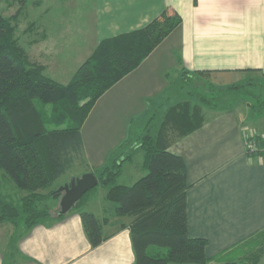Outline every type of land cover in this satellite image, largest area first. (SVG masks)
<instances>
[{
    "label": "crops",
    "instance_id": "obj_1",
    "mask_svg": "<svg viewBox=\"0 0 264 264\" xmlns=\"http://www.w3.org/2000/svg\"><path fill=\"white\" fill-rule=\"evenodd\" d=\"M70 2L74 8L89 5L92 46H51L57 62L52 61L51 67L44 63V73L63 84L103 39L140 29L164 11L181 17L180 25L92 106L80 129L87 165L84 172L106 163L127 137L132 119L141 117L182 69L216 74L228 82L251 79L264 83V0ZM235 108L213 114L168 147L186 165L188 236L204 239V254L212 260L238 256L241 250L236 247L256 235L264 244V153L250 156L246 151L248 137L264 138V111L259 113L248 105L243 111ZM137 151L141 152L134 153ZM142 156L141 152L132 179L145 174ZM132 163L133 156L123 163L118 178L130 176ZM123 183L120 185H131ZM102 188L104 203L88 196L82 207H72L60 218L51 214L19 234L10 255L0 250V264H134L130 219L105 215L104 204L109 201ZM80 211L107 219L104 232L109 237L95 247L85 235ZM259 264H264V252Z\"/></svg>",
    "mask_w": 264,
    "mask_h": 264
},
{
    "label": "trees",
    "instance_id": "obj_2",
    "mask_svg": "<svg viewBox=\"0 0 264 264\" xmlns=\"http://www.w3.org/2000/svg\"><path fill=\"white\" fill-rule=\"evenodd\" d=\"M180 23L176 12L164 11L140 29L103 39L63 84L48 77L41 64L30 62L14 36L11 18L0 15V173L22 192L17 204L0 198V222L15 224L23 218L24 232L52 216L48 204H56L60 196L52 185L77 161L87 167L80 129L92 106ZM208 74L182 69L177 78H170L164 93L142 115L147 116L144 131L132 137L142 116L132 119L127 137L106 163L86 171L106 189L113 214L130 219L134 264H259L264 252L256 235L236 247L241 250L238 256L212 260L204 254L205 240L187 233L186 165L168 147L202 126L209 118L206 109L218 113L239 102L253 107L246 101L251 97L262 109L254 111H264V99L253 89L257 80L216 87L204 80ZM161 105H166L164 110ZM247 140L256 144L252 154L246 149L248 155L264 153L263 137ZM136 150L142 152L145 174L131 185L115 184L123 163ZM94 188L73 207H82ZM56 216L63 214L58 210ZM80 219L91 247L109 237L106 218L80 211Z\"/></svg>",
    "mask_w": 264,
    "mask_h": 264
},
{
    "label": "rangeland",
    "instance_id": "obj_3",
    "mask_svg": "<svg viewBox=\"0 0 264 264\" xmlns=\"http://www.w3.org/2000/svg\"><path fill=\"white\" fill-rule=\"evenodd\" d=\"M70 1L71 0H62V2L59 3L58 0H0V15L11 18V23L14 26V36L18 44L24 49L30 62L34 65L40 66L41 64L43 66L45 63L47 67H51L52 61L57 62L54 60V57L57 56V54L52 51L51 46L72 45L74 47H79L80 45H88L92 43L93 21L92 11L89 8V5L83 4L80 7L79 5H76V8H74L75 4ZM45 48H47V51H44L46 50ZM60 52L63 56V52ZM79 60L80 55L76 58L77 62H79ZM180 71L173 75L172 79L177 78ZM203 78L205 81L214 84L216 87H224L239 83L237 81L228 82L227 79L216 74H208L207 76H203ZM256 83H258V85H255L253 89L257 87L258 92H260V97L264 99V83ZM158 99L159 98L155 99L156 102ZM246 101L253 104V110H262L254 98L250 97ZM237 105L236 108L239 107L240 110L243 111L242 107H245L246 104L245 102H239ZM159 107L164 110L166 105H161ZM215 113V110L206 109L207 117H210ZM146 118V115L142 116L138 121L141 122L138 125L135 124L132 137H137L139 133L144 131L143 129L145 126L143 123ZM135 129L137 130V133L135 132ZM249 152L252 154L253 151L250 149ZM140 156L141 152L139 151L133 153V163L132 166H130L133 169H130V176H128V178L125 176H122L121 178L117 177L115 184H124L123 182H125V184H132L135 180L140 178H131L138 169L136 168V165ZM84 168L83 163L77 161L75 166L68 173L62 175L50 189H55L56 191L65 183H69L72 178L80 177L82 174L86 173L84 172ZM103 191L104 190L101 186H97L89 194V197H95L94 201L100 203L102 202L101 193H103ZM21 194L22 192L13 186L10 179L4 177L0 173V198L17 204L18 198ZM96 203H94L95 206ZM104 205L105 215L110 216L113 213L114 204L108 202ZM48 206L51 214H56L59 210V205L54 202L50 201ZM96 210H98V208H96ZM99 213L103 215L101 210ZM23 229V218L17 220L15 224L8 221H1L0 250H3L4 253L10 255L13 242L16 237L23 232Z\"/></svg>",
    "mask_w": 264,
    "mask_h": 264
},
{
    "label": "water",
    "instance_id": "obj_4",
    "mask_svg": "<svg viewBox=\"0 0 264 264\" xmlns=\"http://www.w3.org/2000/svg\"><path fill=\"white\" fill-rule=\"evenodd\" d=\"M98 180L91 172H86L80 177H75L65 183L55 192L60 193L59 214L68 212L74 204L89 190L97 186Z\"/></svg>",
    "mask_w": 264,
    "mask_h": 264
},
{
    "label": "built area",
    "instance_id": "obj_5",
    "mask_svg": "<svg viewBox=\"0 0 264 264\" xmlns=\"http://www.w3.org/2000/svg\"><path fill=\"white\" fill-rule=\"evenodd\" d=\"M255 145L256 144L253 141L246 139V148L247 149H249V150L251 149V151H254L256 149V146Z\"/></svg>",
    "mask_w": 264,
    "mask_h": 264
}]
</instances>
